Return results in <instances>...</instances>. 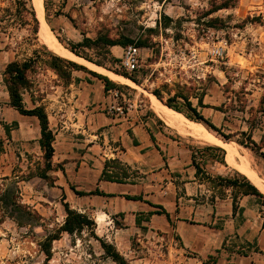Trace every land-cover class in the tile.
<instances>
[{
	"label": "rangeland",
	"instance_id": "rangeland-1",
	"mask_svg": "<svg viewBox=\"0 0 264 264\" xmlns=\"http://www.w3.org/2000/svg\"><path fill=\"white\" fill-rule=\"evenodd\" d=\"M31 3L35 7L33 0ZM225 5L226 8L208 15L212 9ZM29 8V0H0V141L3 143L0 147V179L10 177L12 181H19L22 203L35 211L40 219L19 225L8 218L0 224V264H119L106 253L101 241L113 245L126 264H264V238H245L251 228L245 235H233L225 242L223 260L219 262V254L202 257L185 248L164 215L144 222L147 229L137 227L135 219L139 217V211L135 210L139 209V202L124 197L109 199L76 194L73 188L88 192L98 187L97 179L88 173L77 176V169L63 167L53 158V169L47 171V178L38 176L37 167L45 164L39 145V121L21 115L10 106L4 83V72L9 63L33 59V67L27 73L29 85L23 94L24 102L28 109L44 106L50 128L55 133L60 128L55 118L56 86H61L58 92V103H61L69 81L98 79L90 71L100 72L83 61L56 53L48 42L51 35L66 49L86 37L130 39L133 42L128 45L142 49V66L133 73H128L121 65L126 46H119L118 52H112V47H77L102 63V67L107 66L106 69L111 68L128 77L118 75L138 82H135L137 87H132L113 80L119 85L115 87L118 96L115 102L106 104L105 111L111 104L125 108L135 104L140 110L153 111L151 97L154 90L161 91L163 104L169 97H177L179 103H184L181 97H189L194 106H198V99L202 98L203 104L209 107H199V110L218 131L209 130L202 124L209 133L236 149V152L234 148L231 151L234 152V163L226 160L231 149L179 132L185 139L180 147H194L198 151L208 146L221 147L225 149L226 165L213 162L209 168L212 177L219 174L235 177L236 173L246 176L241 171L245 164L264 185V0H44L45 23L39 21L37 33L31 23ZM168 22L169 26H166ZM44 47L84 68L73 70L71 80L59 77L48 66ZM220 47L224 49L223 55L215 56L214 50ZM15 121L19 127L8 139L3 124L11 125ZM248 136H252L257 147L252 149L238 143L248 142ZM210 154L215 159L222 155L208 151V161H212ZM128 173L139 177L135 170ZM200 177L204 179L202 174ZM172 180L170 173L161 174L157 205L166 210L172 209L175 202ZM130 182L134 183L135 179L131 177ZM211 184L217 186L215 180ZM131 189L129 195L139 191L134 190L135 187ZM256 199L264 205L262 200ZM65 203L96 221L95 236L89 230L74 235L62 233L52 243V255L47 262L40 243L64 224ZM181 203H185L184 198ZM123 211L126 212L121 217L119 214Z\"/></svg>",
	"mask_w": 264,
	"mask_h": 264
},
{
	"label": "crops",
	"instance_id": "crops-1",
	"mask_svg": "<svg viewBox=\"0 0 264 264\" xmlns=\"http://www.w3.org/2000/svg\"><path fill=\"white\" fill-rule=\"evenodd\" d=\"M118 48L112 47V52H118ZM60 87L56 86L54 94L55 118L60 123L54 133L55 162L74 167L77 176L88 173L96 178L102 191L114 195L104 196L109 199L129 195L135 187L134 190H139L135 195H141L144 200L129 201L139 202V209L135 210L139 216L155 211L145 201L159 203L161 174L170 173L175 202L172 209H167L172 221L168 226L185 248L202 257L219 254L220 262L225 242L233 235H245L250 228L245 238H264L263 203L254 195H239L237 204L242 212L238 210L234 215L233 190L217 183L213 186L210 180L197 175L192 163L195 148L180 147L185 140L181 132L167 125L158 114L140 110L135 104H130L123 115L109 114L105 111L106 104L116 101L115 94L110 92L115 88L106 89L100 79H72L66 85L62 102L58 103ZM111 159H118L139 177L131 175L126 183L101 181L104 163ZM210 166L212 162L208 161V172ZM131 177L134 183L130 182ZM183 198L185 203H181ZM135 212L131 211L134 217ZM156 216H151L150 221Z\"/></svg>",
	"mask_w": 264,
	"mask_h": 264
},
{
	"label": "trees",
	"instance_id": "trees-1",
	"mask_svg": "<svg viewBox=\"0 0 264 264\" xmlns=\"http://www.w3.org/2000/svg\"><path fill=\"white\" fill-rule=\"evenodd\" d=\"M32 0L30 2V10L29 13L31 15V23L34 26V32L37 33L39 29L40 22L38 20L37 12L33 7ZM47 9V5H45ZM227 5L224 7L214 8L209 11L208 15L212 12L217 10L226 8ZM168 21L171 22V19L168 18ZM169 22L166 23V26H169ZM133 42L130 39L126 41H122L120 39H112L107 36H99L97 39H90L86 37L82 42L77 43L76 45H72L68 47L70 51L74 54L90 61L96 63L97 65L103 66L102 63L96 62L89 57L86 53L79 51L77 47H85V48H93V47H101V48H110L114 46H127L129 43ZM141 45V43H139ZM45 48V55L48 58V66L51 70L58 74L61 78H66L71 80L72 78V71L83 69L81 65L65 59L51 51H48ZM33 59H28L23 62L13 61L9 63L6 67L4 72V83L7 87V91L10 97V106L16 109L21 115L23 116H33L36 117L39 121V125L41 128V137L39 139V145L41 150L44 153V167H37L36 174L42 178H47V171L53 169L52 160L55 153L54 142H55V135L50 128L48 114L44 106H37L33 109H28L24 102V91L27 89L29 85V80L27 73L33 67ZM107 68V66H105ZM109 70L114 71V73L122 74L126 77L127 75L115 71L111 68ZM98 79L105 82L106 89L115 88L119 85L111 80L107 75H103L94 71H90ZM134 82L138 83L135 79L131 78ZM153 94L160 100L163 101V96L161 95L160 90H154ZM184 103H179L177 101V97H169L166 101V105L175 111L182 113L186 118L203 123L209 130H213L215 132L218 131L217 127L199 110L200 108H208V105L203 104L202 98L198 99V106H194L192 101L189 97H181ZM183 108H186L183 109ZM5 133L8 139L11 138V133L13 130L18 129L19 124L17 121L13 122L11 125L8 123L3 124ZM245 134V133H243ZM224 138L225 135H222ZM248 142L242 140L238 141L241 145L251 147H257V143L252 139V136H248ZM3 143L0 141V147L2 148ZM208 151H216L221 152L222 155L213 158V155L210 154L209 157L211 158V162H218L226 165L225 161V149L217 146H208L204 150H192V163L197 170V175H201L210 181L215 180L218 185L224 186L226 188H231L233 190V211L234 215L239 210L242 212V209H238L237 198L239 195H254L259 200L264 202V194L260 191V189L252 183L246 176L236 173L235 177H228L218 175L216 177H212V175L206 170V165L208 159H206V153ZM200 157V161L197 160L198 156ZM210 160V159H209ZM122 166V167H119ZM130 168L123 165L118 159H111L106 160L104 163V168L100 177L101 181H108V182H117V183H126L128 181ZM64 172V170H62ZM214 182V181H213ZM76 194L80 196H109L112 197L114 195L106 194L102 191L99 187L92 191H77L73 188ZM21 191L19 187V181L14 180L10 177H4L0 179V224L4 223L6 219H13L19 225L24 224H32L35 220L38 221L40 219L39 215L35 213L32 209L28 206L24 205L21 201L20 197ZM126 200L132 201H143V197L141 195H124ZM149 205L156 208L155 211H151L148 213H142L139 217L135 219L136 226L141 229H147L143 225L144 222H149L150 217L153 215H164L168 222L172 224L170 213L162 206L153 204L149 201H145ZM65 211L66 217L64 220V224L55 231V233L49 234L43 242L40 243L41 251L46 255V261L48 262L51 258V250H52V243L60 238L62 233H68L70 235L82 233L85 230H89L93 235L95 231L96 221L85 213H80L77 210L70 207L68 203H65ZM121 217H124L125 213L119 214ZM143 216V218H141ZM113 220L116 222V216L113 217ZM264 228V224H263ZM95 236V235H94ZM103 249L106 253L119 264H126L125 259L119 254V252L115 249V247L111 244H108L104 241H101ZM210 258H214L210 256Z\"/></svg>",
	"mask_w": 264,
	"mask_h": 264
},
{
	"label": "bare ground",
	"instance_id": "bare-ground-1",
	"mask_svg": "<svg viewBox=\"0 0 264 264\" xmlns=\"http://www.w3.org/2000/svg\"><path fill=\"white\" fill-rule=\"evenodd\" d=\"M33 2H34V5H35V7H34L35 10H37L36 12H38L37 13V17H38L39 21L45 23V18H44V13H45L44 0H33ZM49 33L51 34V32H49ZM48 42L51 44L52 49L56 53H58L59 55L65 56V57L73 59V60L83 61L84 63H87L89 67L93 68L94 70H96V71H98V72H100V73H102L104 75L109 76L112 80H114L116 82L126 83V84H128V85H130L132 87H137L138 86L135 82H133V81L121 76V75H118V74H116V73H114L112 71H109L108 69H106V68H104L102 66H98L96 64H93V63H90V62L86 61L85 59H83L81 57H78L77 55H75L74 53L69 51L68 49L64 48L57 41V39L54 37L53 34L49 38ZM151 107H152L153 111L156 114H158L165 121V123L167 125H169L170 127L174 128V129H177L182 134L188 135V136H191V137H195V138H201V140L205 139L207 142H209L211 144L222 146L223 148L228 149V150L231 149L229 151L230 153L228 152V154L226 155L227 156L226 160H228L229 162L234 163V157H233V154H232L234 152H231L234 147H232L228 143H224L219 138H217L214 135H212L211 133H209L202 123L196 122V121H192V120L186 118L182 113H179V112L175 111L174 109L168 107L167 105L163 104L153 94H152V97H151ZM234 151L236 152V149ZM241 168H242L241 171L246 176H248L251 180H253L256 183L257 186L259 185L260 186L259 189L264 193V185L259 181V178L257 177L256 173L254 171H252L249 168L248 165L243 164V166H241Z\"/></svg>",
	"mask_w": 264,
	"mask_h": 264
},
{
	"label": "built area",
	"instance_id": "built-area-1",
	"mask_svg": "<svg viewBox=\"0 0 264 264\" xmlns=\"http://www.w3.org/2000/svg\"><path fill=\"white\" fill-rule=\"evenodd\" d=\"M224 53V49L222 47L217 48L214 50L213 54L215 56H222ZM141 59H142V49L141 47H138L137 45H128L123 48V55L121 60L122 67L128 72L133 73L140 70L141 68ZM111 93H114L115 96H118V92L116 89L110 90ZM127 107L120 104H111L108 108V113L114 115V114H120L123 115L126 111Z\"/></svg>",
	"mask_w": 264,
	"mask_h": 264
},
{
	"label": "water",
	"instance_id": "water-1",
	"mask_svg": "<svg viewBox=\"0 0 264 264\" xmlns=\"http://www.w3.org/2000/svg\"><path fill=\"white\" fill-rule=\"evenodd\" d=\"M72 52V51H71ZM73 53V52H72ZM76 55V54H75ZM78 56V55H77ZM80 57V56H79Z\"/></svg>",
	"mask_w": 264,
	"mask_h": 264
}]
</instances>
